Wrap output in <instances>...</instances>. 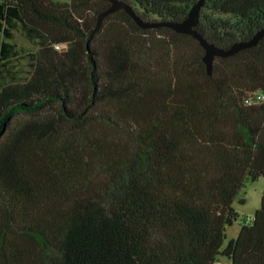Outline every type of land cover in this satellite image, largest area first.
Masks as SVG:
<instances>
[{
  "label": "trees",
  "instance_id": "trees-1",
  "mask_svg": "<svg viewBox=\"0 0 264 264\" xmlns=\"http://www.w3.org/2000/svg\"><path fill=\"white\" fill-rule=\"evenodd\" d=\"M119 1L158 23L198 0ZM110 2L0 1V264H264V191L223 246L264 175V36L208 75L192 36L124 9L97 27ZM199 15L228 48L264 27V0Z\"/></svg>",
  "mask_w": 264,
  "mask_h": 264
},
{
  "label": "water",
  "instance_id": "water-1",
  "mask_svg": "<svg viewBox=\"0 0 264 264\" xmlns=\"http://www.w3.org/2000/svg\"><path fill=\"white\" fill-rule=\"evenodd\" d=\"M204 2L205 0H198L194 5L191 6L187 16L181 21L148 23L140 19L139 16H137L130 9V7H128L123 2L119 0H111L110 6L98 14L97 27L99 26L103 17L117 10L124 9L141 28L165 25L177 33L192 36L199 42L200 46L204 50L202 61L205 65L207 74L211 75L213 71V63L216 57H227L239 52L242 49L256 45L264 36V27L257 30L256 33L248 40L235 42L228 48L218 47L213 43L208 42L195 28L200 19L199 14Z\"/></svg>",
  "mask_w": 264,
  "mask_h": 264
},
{
  "label": "rangeland",
  "instance_id": "rangeland-1",
  "mask_svg": "<svg viewBox=\"0 0 264 264\" xmlns=\"http://www.w3.org/2000/svg\"><path fill=\"white\" fill-rule=\"evenodd\" d=\"M54 1L69 2L70 0ZM14 43L16 44L17 49L22 51V53L35 50V47L18 33L15 35ZM263 191L264 175H261L256 180L250 178L244 180L242 187L232 201V207L238 213L239 217L232 225L226 227V238L224 239L223 246H225L230 239L238 236L240 228L244 222L248 223L252 221L255 211L260 208ZM241 200H243V202H241Z\"/></svg>",
  "mask_w": 264,
  "mask_h": 264
},
{
  "label": "built area",
  "instance_id": "built-area-1",
  "mask_svg": "<svg viewBox=\"0 0 264 264\" xmlns=\"http://www.w3.org/2000/svg\"><path fill=\"white\" fill-rule=\"evenodd\" d=\"M57 47L59 48V46H57ZM262 100H264V96L260 94V95L256 96V99H254L253 102L262 101ZM216 264H223V263L219 262V263H216Z\"/></svg>",
  "mask_w": 264,
  "mask_h": 264
}]
</instances>
